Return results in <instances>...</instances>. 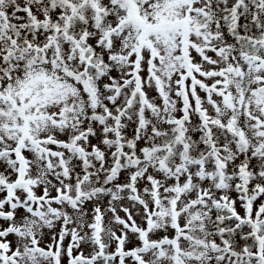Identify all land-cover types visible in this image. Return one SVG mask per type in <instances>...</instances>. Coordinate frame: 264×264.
<instances>
[{
  "label": "snow or ice",
  "instance_id": "1",
  "mask_svg": "<svg viewBox=\"0 0 264 264\" xmlns=\"http://www.w3.org/2000/svg\"><path fill=\"white\" fill-rule=\"evenodd\" d=\"M0 264H264V0H0Z\"/></svg>",
  "mask_w": 264,
  "mask_h": 264
}]
</instances>
